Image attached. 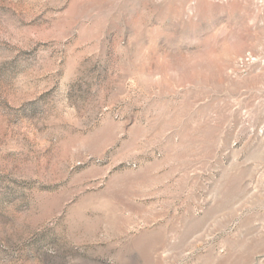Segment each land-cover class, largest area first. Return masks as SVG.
<instances>
[{"label":"rangeland","instance_id":"rangeland-1","mask_svg":"<svg viewBox=\"0 0 264 264\" xmlns=\"http://www.w3.org/2000/svg\"><path fill=\"white\" fill-rule=\"evenodd\" d=\"M0 264H264V0H0Z\"/></svg>","mask_w":264,"mask_h":264}]
</instances>
